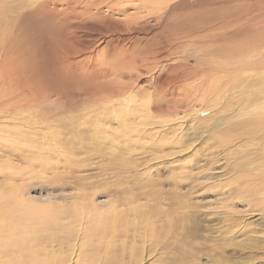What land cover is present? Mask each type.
Instances as JSON below:
<instances>
[{"label": "rangeland", "instance_id": "374dc122", "mask_svg": "<svg viewBox=\"0 0 264 264\" xmlns=\"http://www.w3.org/2000/svg\"><path fill=\"white\" fill-rule=\"evenodd\" d=\"M32 1L0 2V10L9 9L1 17L0 65L6 61L3 72L9 66L14 71L7 75L0 71L1 201L11 202L29 227L51 203L70 207L89 196L90 204L92 194L99 203L117 198L128 212L127 224L119 226L117 236L95 238L89 264L111 259L115 264H217L219 256L235 264H264L262 240L235 253L229 247L212 251L216 243L229 240L225 225L231 222L214 214L211 179L204 174L212 171L204 166H215L210 164L212 150L209 157L205 150L217 138L235 149L240 145L237 135L228 132L209 133L216 134L213 139L207 136L200 127L202 120L210 117L206 126L224 120L218 113L205 115L200 108L204 96L199 102L189 96L191 88L201 94L214 78L224 75V69L244 66L245 58L262 63L264 0H145L157 7L142 12L136 8L137 0H117L122 5L76 0L69 12L88 11L86 21L85 15L79 17L85 24L79 18L63 21L55 13L39 14ZM50 6L67 12L63 2ZM75 26L79 30L72 31ZM255 67V75L264 76L261 65ZM244 73L236 70L227 84ZM190 100L191 107L196 105L194 112L185 109ZM131 118L163 128L149 131V125L147 139L131 138L124 125V119L131 123ZM237 121L226 119L230 127ZM18 127L24 128L21 134ZM170 141H178V148L193 142L196 147L186 156H178L177 150L169 156L164 146ZM131 198L137 202L127 206ZM134 206L139 209L132 213ZM237 206L235 214L248 213L245 206ZM258 218L250 221L252 229L262 225ZM146 225L151 238L143 240L141 228ZM246 232L235 235L239 237L235 241L245 243L257 231L252 230V236ZM84 237L89 246L80 242L82 264L92 243V238ZM71 256L68 264H74ZM7 257L0 256V262Z\"/></svg>", "mask_w": 264, "mask_h": 264}, {"label": "bare ground", "instance_id": "6f19581e", "mask_svg": "<svg viewBox=\"0 0 264 264\" xmlns=\"http://www.w3.org/2000/svg\"><path fill=\"white\" fill-rule=\"evenodd\" d=\"M1 1H3V3H4L5 0H0V2ZM8 1H10V0H8ZM31 1L29 0V3ZM112 1H115V2L120 3L122 5V2H120V1H117V0H112ZM137 1L140 4L138 6L136 4V6H137L136 8L140 12L146 11V10L148 11L149 9L152 10V8H154L155 6L157 7V4L154 1H152V5L146 4L145 0H137ZM32 2L34 4H31V5H34L35 10H37L36 12H38L39 14L40 13H42V14L55 13L59 16L60 19H63V21H67L68 18H66V17H69L71 20H77V18H79L81 14L85 15L82 17L83 20H85L84 17L86 18L87 14L90 15V13L88 11H84L83 13H78V15L76 12H71V11L69 12L70 8H73L75 3L77 2L76 0H33ZM62 2L66 4V6H67L66 11L68 13L67 12H61L59 10L56 11L54 9V7H52V9L49 8L50 5L59 7ZM3 3H2V5H3ZM5 3H8L7 0ZM88 4H89V2H88ZM154 4H155V6L153 7ZM115 6H116V8L121 7L118 4H115ZM3 7H5V4ZM6 7H8L7 4H6ZM29 7H30V5L28 6V8ZM82 7L84 8V5ZM30 9H31V7H30ZM113 9H114V7H113ZM6 10L9 11V9H6V8L5 9L3 8L0 10V29L2 28V26L4 24V23H2L4 21V18H1V17L4 16V14L5 15L7 14ZM63 13H67V15L65 16V14H63ZM97 13H99V12H97ZM62 14L64 16L63 18H61ZM60 19H59V21H60ZM70 19L68 21L71 22L72 25L75 24ZM80 20L82 22V19H80ZM90 20L92 21L93 19L91 18ZM90 20H89V22H90ZM85 21H83V22H85ZM87 22H88V20H87ZM77 23L78 22H76V24ZM6 24H8V23H6ZM83 24H85V23H83ZM68 25H69V23H68ZM56 26H57V24H56ZM76 26H78V25H76ZM75 27L72 31H74L75 29L76 30L78 29L77 27L76 28ZM74 34H73V37H74ZM53 38H56V37H53ZM66 38H67V36H66ZM79 38H81V37H79ZM80 41H81V39H80ZM63 44H64V42H63ZM60 45H58V46H60ZM56 46H54V47H56ZM8 49H9V47H8ZM46 50H48V49H46ZM261 51H263V50H261ZM66 56H68V55H66ZM260 56H261L260 58H261L262 63L258 64L256 62V59H254L252 57H251L252 59H249V60H246V58H245L246 64H244V66L239 67V69L238 68L236 69L237 66L236 67L235 66L229 67L228 69H224L223 70L224 75L223 76L220 75V77L218 76V78L215 76L216 78H214V80H212L209 83L210 87H208L206 90L202 91L201 94H199V92H196L195 88H191L193 92H191L192 94L189 95L191 100L192 99L198 100V102H199V97L202 98V96H204V102L202 104V107H200V108L203 109L205 112H207L205 115L208 116L212 112L218 113L222 117V119L224 120L222 122L213 124L212 126H206L205 125L206 121L208 119H210V117L209 118L207 117V118H205V120H202L201 121L202 124L200 127H201V129L205 130V134H207V136H209L210 138L213 139V136L216 134H209V133H212V132H214V133H227L228 132V133L237 135V139L239 140L238 142L240 145L238 149L237 148L235 149L231 145L228 146V145L222 143V141L218 140V138H217L205 150V152H207L205 154V156H207V157L210 156V151L212 150L211 155L213 157L212 158L213 162H210V164H211V166H215L214 168H208L207 165L204 166V168L206 170L212 171L211 173H210V171H207L204 174H205V177H209L211 179V184H209V186L211 187L212 194L215 196V206H216V209H215L216 212L214 214H215V216H218L222 219H225L227 221V223L231 222L230 224L225 225L228 227V229L226 231L229 234L228 235L229 240L223 239L222 242L216 243L217 246H215L212 249V251H214L217 247H218L217 249H220L223 247H229V248H231V252L235 253L237 250L243 251V250L247 249L248 246L257 244L259 240H262L264 242V237H262V236H264V228H263L264 227V218H263L264 217V205H263V203H264V76H259V74L255 75V72H254V69H255V71H257L256 70L257 68L255 67L256 64L261 65V69L264 70V52H262V55L260 53ZM253 57H255V56H253ZM255 58H257V57H255ZM1 60H4V56H2V55L0 56V61ZM9 60H10V58H9ZM82 61H83V59H82ZM7 64L8 63L6 61H4L0 65V71L3 72L5 70V65H7ZM241 64H243V63H241L240 61L237 62V65H241ZM22 66H24V65H22ZM74 67H75V65H74ZM7 68H6L7 71L5 73L3 72L5 75L12 74V72H14L11 70L10 66ZM8 70H10L9 73H7ZM236 70H237V72H245V73L241 77L238 74L235 75L236 82L231 84V85L227 84V82H226L227 79H229L234 74V72H236ZM176 74L178 75V73H176ZM183 74H185V73L183 72ZM11 77H13V76H11ZM20 84H22V83H20ZM23 87H25V86H23ZM18 91H19V89H18ZM174 92H177V91L175 90ZM17 97H19V96H17ZM188 100H189V98H188ZM191 100L189 101V103H185V104H187L186 108L183 106V108H185L187 112L188 111L194 112L193 108L196 107V105H194V107H191L193 105V103L190 104ZM120 101L123 102L124 100H120ZM130 102H132V99H130V101L128 103H130ZM148 103H150V102H148ZM114 106H115V104H114ZM165 106H168V105H165ZM14 107H15V105H14ZM14 107H12V108L14 109ZM106 107H108V106H106ZM37 108H38V106H37ZM17 109H19V108H17ZM149 110H150V108H149ZM14 112H16V111H14ZM98 112H100V111H98ZM151 112H152V110L150 111V113ZM155 113H157V112H155ZM227 114H228V116H230L229 118H227V116H225ZM205 115H204V117H205ZM143 117H144V115H143ZM233 118H238V121L236 123H234V125L231 127L227 126L226 119H233ZM131 119L133 120V122H131V123H130V121L129 122L127 121L128 119L127 120L124 119V125H126V130L128 132L132 133V134H129L131 138L147 139V137L145 135L147 132V127L149 125H150L149 131L153 130L154 128H163L162 125L161 126H158V125L154 126V125H152L153 123H151V122H141L140 120L137 121V119H133V118H131ZM132 124H134V125H132ZM129 125L130 126L132 125L135 127H133L131 129ZM167 126L169 127L170 125L167 124ZM204 126H206V127H204ZM18 129L20 130V131L18 130V132H20L18 134H21V132H23L22 129H24V128L18 127ZM0 130H3V128L0 127ZM130 130H132V131H130ZM159 134H161V133H159ZM126 135H127V133L124 135V137H126ZM9 137H10V135H9ZM126 141H128V140L125 139V142ZM176 142L178 143V141H176ZM176 142L174 143V142L170 141L169 142L170 146H164V148L167 149L166 151H168V150L170 151V154H168L169 156H171V154H173V152L175 153V150H177V153H179L178 156H186L189 154V152L193 151V149H195V147H196L195 142H193V143H187L184 147L178 148ZM133 143L134 142H132L131 144H133ZM156 143L157 142L155 141V144ZM166 145H168V144H166ZM161 146H163V145H161ZM162 158L163 157H161V159ZM164 159H165V157H164ZM166 159H167V157H166ZM80 198H81L80 199L81 203H77L76 205L70 204L71 205L70 207L69 206H66V207L56 206V205L51 203L50 205L47 206V208H45V210L40 209V211H39L37 209L39 211L38 213H40L42 210V213H44V215H42V217H40V218H38L36 216L37 220L36 221L32 220L33 221L31 223L32 226L30 224L29 227L28 226L26 227V224L24 223L25 220L23 222H21L20 218L17 217L18 216V209L14 208V206H13V204H11V202L10 203L2 202L3 200L1 201V197H0V256H2V257L6 256V255L9 256V257L5 258V259H7L6 262H4V263L0 262V264H68L69 254L73 255L70 257V258H72L71 259L72 262L74 264H78L80 262V258H82V256L79 257L78 251L83 252V249H84V247H82L80 242L85 247L89 246V240L87 239V241H85L84 240L85 237L83 238L84 235H87V237L89 236L90 238H92V243L90 244V252L87 255L85 254V256L83 257L84 261L82 260L84 262V264H89L88 259L92 260V251H93L92 246L94 245L93 243L95 241V238H96V240L97 239L99 240L101 238L102 241H104L106 238L110 237L111 235L118 234L119 226L120 225L123 226V224L124 225L127 224V222L124 221V216L128 212L121 209V206L123 204L120 203L119 200H117V198H116V200H109L108 202H105V203H99L96 201V199L94 198V195L92 194V198H91L92 201L90 203L92 205V207H91L92 212H90L92 214L91 215L88 211L89 209L87 210V208L90 206V204L87 201L89 196L80 197ZM67 200L68 199L64 200V202H66ZM7 201H8V199H7ZM128 201L125 202V203L128 202L126 204L127 206H128V204H134L135 201L137 202V200H135L134 198H131ZM238 204L245 206L244 208L248 209V211H247L248 213L247 212H246L247 214L242 213L241 215L235 214L233 211L238 208V206H237ZM78 205H81V206L79 207ZM15 207H16V205H15ZM20 209H21V207H20ZM136 209H139V207L136 206L135 208H133L132 211L131 210L130 211L132 213H135ZM257 212H259V213H257ZM256 213H257V215H256ZM257 216H259V218L261 219L260 224L262 223V225H259V226L257 225L258 228L254 227L255 229H252L253 227L250 226V225H252V223H250V221L255 219ZM65 221L67 224L63 223ZM148 222H150V221H148ZM26 223H27V221H26ZM20 226H22V227H20ZM106 228L111 229L112 232L108 233L106 231ZM141 229H142L141 233L143 235V240H144V237L147 240H148V238H151L147 225ZM247 229L249 230L250 236H252L251 235L252 230H256L257 232L254 233V235L252 236V239L250 238L249 240H246L245 243H241V242L237 243L235 241V239L241 237L242 234L247 233L246 232ZM151 230H152V228L150 227V231ZM64 233H67V236H63ZM101 234H102V236H101ZM235 235L239 236V237H236ZM148 244H150V243H148ZM211 256L214 257V255H211ZM115 260L116 259H111L110 261L105 262V264H115L116 263ZM134 260H136V258ZM216 260L218 262L217 264H229L231 262V260L220 257V256L217 257ZM209 262H210V260H209ZM79 264H82V263H79ZM139 264H142V262ZM230 264H235V263H230Z\"/></svg>", "mask_w": 264, "mask_h": 264}]
</instances>
